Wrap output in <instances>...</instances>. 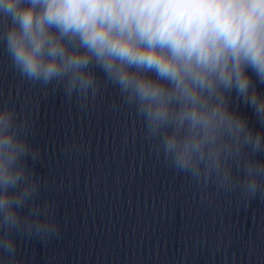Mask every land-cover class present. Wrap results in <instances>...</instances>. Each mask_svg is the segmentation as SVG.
Instances as JSON below:
<instances>
[{
	"label": "clouds",
	"instance_id": "1",
	"mask_svg": "<svg viewBox=\"0 0 264 264\" xmlns=\"http://www.w3.org/2000/svg\"><path fill=\"white\" fill-rule=\"evenodd\" d=\"M0 21L21 78L85 108L110 84L157 155L203 195L214 186L264 198V93L249 73L264 84V0H0ZM29 135L0 105V258L15 257L14 234H59L54 202H38L43 180L27 161L41 152Z\"/></svg>",
	"mask_w": 264,
	"mask_h": 264
}]
</instances>
